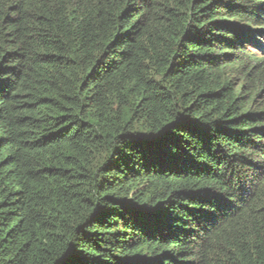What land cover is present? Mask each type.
Here are the masks:
<instances>
[{"label": "trees", "instance_id": "1", "mask_svg": "<svg viewBox=\"0 0 264 264\" xmlns=\"http://www.w3.org/2000/svg\"><path fill=\"white\" fill-rule=\"evenodd\" d=\"M0 264H264V0H0Z\"/></svg>", "mask_w": 264, "mask_h": 264}]
</instances>
